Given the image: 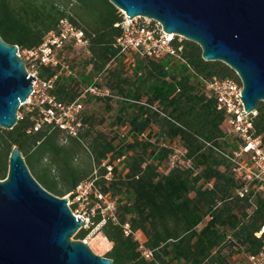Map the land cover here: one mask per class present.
I'll use <instances>...</instances> for the list:
<instances>
[{"label": "trees", "instance_id": "obj_1", "mask_svg": "<svg viewBox=\"0 0 264 264\" xmlns=\"http://www.w3.org/2000/svg\"><path fill=\"white\" fill-rule=\"evenodd\" d=\"M64 1L0 0V36L20 50H34L49 32L58 30L62 20L71 21L88 41L81 48L87 56L84 69L89 68L83 79L88 86L111 92L90 96L107 103L117 96L122 99L125 106L118 121L130 128L133 140L117 145L116 138L96 131L93 118L84 112L78 138L50 125L34 131L38 111L20 109L24 114L13 130L0 128V180L7 178L8 160L17 146L41 186L57 197L72 193L74 198L93 172L73 163L78 150L86 146L99 168V175L91 179L94 190L115 203L117 221L105 216L106 223L93 237L107 249L104 257L113 264H234L229 258L236 252L246 253L248 264V256L264 245V239L256 237L264 226V193L251 192L243 198L237 194L240 182L228 156H233L238 143L234 137L229 142L223 129L226 114L202 84V79L214 77L238 79L236 73L222 62L205 61L201 48L185 40L182 57L187 65L173 69L170 58L135 57L128 76L121 68H111L119 58L126 59L117 47L123 29L115 26L123 21V14L108 0H96L91 5L92 20L86 21L77 8L78 21L67 3L82 0ZM75 49L69 45L64 51ZM62 67H39L38 73L41 79L53 81L50 93L58 102L71 104L81 97L79 83L73 76H60ZM99 77L103 78L96 81ZM153 127L164 144L145 138ZM254 130L264 141V103L258 106ZM64 136L67 144L61 143ZM182 152L181 161L171 167L170 158ZM123 157L125 173L114 164ZM54 169L57 175L52 174ZM103 216L102 209H96L94 225ZM91 229H81L77 239L85 240ZM138 232L145 237L151 259L140 250Z\"/></svg>", "mask_w": 264, "mask_h": 264}, {"label": "water", "instance_id": "obj_2", "mask_svg": "<svg viewBox=\"0 0 264 264\" xmlns=\"http://www.w3.org/2000/svg\"><path fill=\"white\" fill-rule=\"evenodd\" d=\"M128 19L147 18L197 44L207 62H222L241 80L248 113L264 103V0H108ZM19 47L0 36V128L13 130L33 92ZM245 115V114H244ZM243 116V115H241ZM67 198L47 191L20 149L0 180V264H113L73 237L84 222Z\"/></svg>", "mask_w": 264, "mask_h": 264}, {"label": "built area", "instance_id": "obj_3", "mask_svg": "<svg viewBox=\"0 0 264 264\" xmlns=\"http://www.w3.org/2000/svg\"><path fill=\"white\" fill-rule=\"evenodd\" d=\"M115 26L123 29L122 36L117 40V47L120 49V54L124 55L130 62L135 57L155 60L170 58L187 65L186 60L182 57L186 39L180 35L164 32L158 22L140 17L130 19L128 22L126 14L123 13V21ZM69 45L74 48H86L88 41L85 40L81 30L68 19H64L60 22L58 30L49 32L38 48L24 51L26 59L32 63L30 68L27 65L26 68L36 81H33L31 96L23 105L28 106L27 111L29 112L38 111L34 131L40 130L44 125H50L69 137L78 138L79 131L83 128L82 103L79 99L71 104L58 102L50 93L53 81L41 79L38 73L39 67H59L61 65L60 55ZM19 56L23 59L20 49ZM202 84L207 92L215 98L218 110L226 114L225 124L229 126L230 134L238 143V149L233 156H228L233 165L234 176L240 182L237 194L243 198L251 192L254 194L264 193V141L262 137L255 134L254 130V119L258 115V109L249 113L245 111V106L240 98L242 97L243 85L239 78L219 79L214 77L202 79ZM85 93L97 97L108 95L105 90L98 88L95 84L89 86ZM18 117L21 116L18 115ZM183 154L184 152L170 158L171 167L181 161ZM93 189L94 185L91 181L87 185V190L78 192V199L87 198L89 196L88 190L92 193ZM93 193L98 200L95 209L101 208L100 203L107 204V208L113 210L110 216L114 221H117L114 215V203H109L107 197L97 190ZM73 213L76 217L84 219L81 218L84 222L82 229L93 227L92 230L98 231L106 223L105 216L99 224L94 225L89 216ZM125 233L126 235L131 233L129 225H125ZM92 235L94 233L90 236ZM256 237L264 239V226L261 227ZM84 242L88 243V240L85 239ZM139 243L143 256L146 259H151L152 252L144 247V242L139 241ZM248 264H264V245L258 253L248 256Z\"/></svg>", "mask_w": 264, "mask_h": 264}, {"label": "rangeland", "instance_id": "obj_4", "mask_svg": "<svg viewBox=\"0 0 264 264\" xmlns=\"http://www.w3.org/2000/svg\"><path fill=\"white\" fill-rule=\"evenodd\" d=\"M66 1L62 0V3ZM81 1H74L73 6L71 4H68L67 10L70 14H72L78 21L79 19L75 15V11L78 8L80 13L83 15L86 21L92 20L91 17L95 16V13L92 11L91 5L96 3V0H82ZM75 8V9H74ZM121 12V11H120ZM122 13V12H121ZM123 14V13H122ZM139 21V20H138ZM81 22V21H80ZM25 50H20L21 55L23 59L26 61V65L30 68L32 65L31 61L26 59V55L24 54ZM86 54L81 50V48H76L75 50H70L68 52L62 53L60 55V60H61V65H63L62 69L59 70V75L60 76H73L76 78V80L79 83V91L80 93V102L83 105V112L85 116H89L93 118L94 120V127L95 130L101 133H105L106 136H108L109 139L116 138L115 143L117 145H126L132 142L133 140V135L129 132L130 128L128 126H122L119 121H118V116L120 115V111L125 104L122 103V99L120 97H115L113 98L109 103H107L104 100H98L95 97H91L89 93H85V91L89 88L87 85L86 80L83 79V75L89 74V68L87 70L84 69V62L86 59ZM170 65L172 66L173 69H176L180 67L181 63L175 60H172ZM118 67L124 70L125 73H127L128 76H130L133 73V65H131V62L129 60H124L122 58H119L116 60L111 68ZM85 72V73H83ZM103 77H99L97 80H101ZM108 95L111 93L108 89L103 88ZM106 95V96H108ZM110 106V109L108 108ZM21 109L24 110V112H27L28 106L23 105ZM24 112L19 111V116H23ZM130 110L128 109L126 113H129ZM224 131L228 134L227 138L229 142H232L233 136L230 134V128L227 124L224 125L223 127ZM158 131L155 127L148 129L145 132V138H150L152 142H158L160 144H164V142L159 139L158 137ZM143 138V139H145ZM68 140L65 138V136L62 138L61 143L62 144H67ZM87 145V144H85ZM88 146V145H87ZM131 153L128 154L130 156ZM126 162L127 159L126 157L121 158L120 160L115 161V166L118 167L119 172H126ZM74 166H76L80 170L84 171H89L93 170V172L88 176L87 180L83 182L75 191V197L72 198V193L67 194L66 196L62 198H67L69 200V206L71 210L77 214L80 215H86L89 216L91 221L94 222V218L96 216V200L94 197H91V191L88 190L89 196L84 199H78V192H84L87 190V185L91 182L92 178H95L99 175V168L96 167L94 163L93 157L90 155L88 150L86 149V146L81 147L78 150V153L75 156L74 160ZM9 164V160H8ZM111 170V169H109ZM162 170L165 171V164L162 165ZM32 172V171H31ZM53 175H57V171L55 169L52 171ZM108 177H111L109 174ZM37 179V178H35ZM95 190L93 189L92 193ZM94 196V195H93ZM61 198V197H60ZM108 202L114 203V201L110 198L107 197ZM76 205V207H74ZM115 205V203H114ZM101 206V209L103 211L104 216L111 215L113 210L107 208V204L101 203L99 204ZM106 206V208L104 207ZM93 210H95V213H93ZM91 227V225H90ZM93 228V227H92ZM89 229V228H88ZM97 231H94L91 229L90 233L88 236H90L92 233L94 235L96 234ZM94 235L86 237V240H88V244L90 245L91 249L93 252L99 256L104 257L107 253V249H102L98 244H96L94 240ZM135 237L137 238L138 241L144 242L145 237L141 232H138L135 234ZM73 241H83L84 240H79L77 239V236L75 235L73 237ZM225 253L228 254V251H225ZM230 261L233 262L234 264H246L247 262V254L243 252H236L232 256H230Z\"/></svg>", "mask_w": 264, "mask_h": 264}]
</instances>
